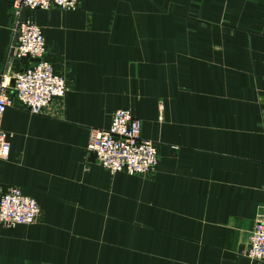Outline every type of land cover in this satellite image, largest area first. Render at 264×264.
<instances>
[{"label":"crops","instance_id":"obj_1","mask_svg":"<svg viewBox=\"0 0 264 264\" xmlns=\"http://www.w3.org/2000/svg\"><path fill=\"white\" fill-rule=\"evenodd\" d=\"M13 1L0 0V77ZM202 2L24 11L70 89L42 114H4L11 152L0 185L41 212L32 225L0 224V264H264L245 255L264 208V40L239 43L198 23L264 30V0ZM119 107L160 149L147 179L112 174L87 152L91 131L108 129Z\"/></svg>","mask_w":264,"mask_h":264},{"label":"built area","instance_id":"obj_2","mask_svg":"<svg viewBox=\"0 0 264 264\" xmlns=\"http://www.w3.org/2000/svg\"><path fill=\"white\" fill-rule=\"evenodd\" d=\"M82 0H14L9 13L10 44L0 77V164L10 156L11 142L3 127L4 114L22 107L42 114L55 100L63 99L70 86L49 57L41 26L24 17L26 10L77 9ZM142 120L129 108H118L108 129L91 131L87 152L111 173L152 175L161 163L158 145L143 137ZM41 212L38 201L11 186L0 185V224L5 227L32 225ZM245 255L264 260V208L249 236Z\"/></svg>","mask_w":264,"mask_h":264},{"label":"rangeland","instance_id":"obj_3","mask_svg":"<svg viewBox=\"0 0 264 264\" xmlns=\"http://www.w3.org/2000/svg\"><path fill=\"white\" fill-rule=\"evenodd\" d=\"M212 1L213 0H203V2L201 4L200 3L199 4L201 6H204V7H211ZM218 1H221V2L220 3H216L215 7L221 8L222 10H226L227 4L225 2L227 0H218ZM79 7L77 9H75V10H79ZM62 11H64V10H62ZM69 11H74V10H69ZM198 23H201L202 25L213 26V27H222L223 29L228 30V32H231L232 36H234V39L237 40L239 43H242L243 36L245 38H247L252 43H254L255 40H264V30L260 29V27L257 26L258 24H257L256 21H253L252 25L243 26V25L235 23V25L231 26L230 24H228L229 22L227 21V19H223V20H219V21H216V20L215 21L214 20L211 21L209 19L207 20V19L199 18L198 19ZM220 42H221V38H220ZM225 42H226V38L224 39V43ZM160 106H161L160 109H161V112H162L163 111V107H164L162 102H161ZM119 108H126V107H119ZM116 109H118V108H116ZM129 109H131V108H129ZM115 110H114V112H115ZM95 130H97V129H95ZM101 130H103V129H101ZM153 142H155V141H153ZM112 174H117V173H112ZM149 176L150 175H147V176H135V177H141L143 179H147V178H149ZM257 218H258V216L256 217L255 223L257 221ZM254 226H255V224H254ZM253 229H254V227H253Z\"/></svg>","mask_w":264,"mask_h":264}]
</instances>
